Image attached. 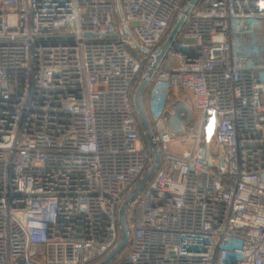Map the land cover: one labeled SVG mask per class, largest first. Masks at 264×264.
<instances>
[{
	"label": "built area",
	"instance_id": "obj_1",
	"mask_svg": "<svg viewBox=\"0 0 264 264\" xmlns=\"http://www.w3.org/2000/svg\"><path fill=\"white\" fill-rule=\"evenodd\" d=\"M190 2L0 0V264L117 246L155 158L137 90L183 14L143 96L160 164L109 264H264V0ZM177 99L201 113L182 152Z\"/></svg>",
	"mask_w": 264,
	"mask_h": 264
},
{
	"label": "water",
	"instance_id": "obj_2",
	"mask_svg": "<svg viewBox=\"0 0 264 264\" xmlns=\"http://www.w3.org/2000/svg\"><path fill=\"white\" fill-rule=\"evenodd\" d=\"M197 1L198 0H191V2L189 3V5L186 8V11H189L191 9L192 5L195 4ZM184 17H185V15L183 14L178 19L175 26L172 28L169 36L167 37V39L165 40V42L161 48V51L156 55L155 61L152 65V67L148 70L147 75L143 78V80H142V82H141V84L137 90L136 103H137V106L139 109V113H140L142 123H143L144 128L147 132V136L152 143L155 158H154V161H153L152 165L150 166V168L144 174L143 178L139 181V183L136 185V187L127 195V197L125 198L124 204L122 205V207L120 209L119 218H120V225H121V229H122L121 240L119 241L117 246L107 255V257L102 262H100L99 264H109L121 252V250L127 244L128 239H129V235H130V231H129L127 221H126V217H125L126 204L143 188L145 183L152 177V175L154 174V172L156 171V169L158 168V166L160 164L161 155H160L158 146L153 141V134H152L150 122H149V119H148V116H147V113L145 110V106H144V102H143V96H144V92H145V90H146V88H147V86H148V84H149V82H150V80L154 74L155 68L159 65V63L163 59L164 55L166 54L167 50L169 49V47L173 43L174 38L178 34L179 29L183 24ZM69 37H72V35ZM170 107H171L172 111L168 112V125L175 134L182 133L184 130V124L190 120V117L192 115V109L184 100H181V99L175 100L171 104ZM180 107H182L185 110V116L184 117L178 114V109Z\"/></svg>",
	"mask_w": 264,
	"mask_h": 264
},
{
	"label": "rangeland",
	"instance_id": "obj_3",
	"mask_svg": "<svg viewBox=\"0 0 264 264\" xmlns=\"http://www.w3.org/2000/svg\"><path fill=\"white\" fill-rule=\"evenodd\" d=\"M178 95L183 96L185 99L189 100V95L185 92L183 93H179ZM187 102V101H186ZM187 104L190 106V108L192 109V115L190 117V121H188L187 123H185L186 128L185 130H183L182 133H179L176 135L174 141H173V148L178 151V152H182L186 149H190L193 145V139L195 137V134L197 133V129H198V123L195 120L196 118L198 119V117L201 116V113L197 110H194L190 103L187 102ZM178 114L181 116H185V110L180 107L178 109ZM212 121H209L207 123V133L206 135L212 137L213 136V128H212ZM214 147V143H212Z\"/></svg>",
	"mask_w": 264,
	"mask_h": 264
},
{
	"label": "crops",
	"instance_id": "obj_4",
	"mask_svg": "<svg viewBox=\"0 0 264 264\" xmlns=\"http://www.w3.org/2000/svg\"><path fill=\"white\" fill-rule=\"evenodd\" d=\"M185 125V124H184Z\"/></svg>",
	"mask_w": 264,
	"mask_h": 264
}]
</instances>
